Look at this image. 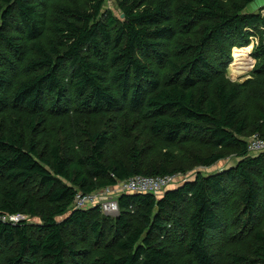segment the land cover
Segmentation results:
<instances>
[{
    "label": "trees",
    "instance_id": "obj_1",
    "mask_svg": "<svg viewBox=\"0 0 264 264\" xmlns=\"http://www.w3.org/2000/svg\"><path fill=\"white\" fill-rule=\"evenodd\" d=\"M105 1L0 0V264H216L212 232L233 224L250 232L233 262L264 264V151L247 139L264 138V103L227 76L258 34L264 97L255 0H119L120 16ZM232 148L163 196L118 193L113 220L75 204Z\"/></svg>",
    "mask_w": 264,
    "mask_h": 264
},
{
    "label": "rangeland",
    "instance_id": "obj_2",
    "mask_svg": "<svg viewBox=\"0 0 264 264\" xmlns=\"http://www.w3.org/2000/svg\"><path fill=\"white\" fill-rule=\"evenodd\" d=\"M105 8L110 9L117 16L121 15L119 0H106ZM247 9L249 11L260 12L262 16L264 17V0H255L254 2L249 4ZM261 29L262 28H259V29L257 28L255 30L256 32H259ZM258 42H259V35L255 34L251 36L250 43L247 46L235 47L238 49L247 48L248 55L243 56L242 59L239 61V63L234 68L231 67V63L232 61L235 60V54L233 51L235 48L232 50L233 59L227 68L228 70L227 76L232 81L237 82V83H244L248 80H251L250 81L251 82L250 91L255 101V104L253 105L261 106L262 103H264V97H263L262 85H261V83L263 82L262 81L263 78L257 77L255 75V70L257 69L258 65H257V60L253 55L254 47ZM242 61L246 63L242 64ZM257 109L258 107H254V106L248 108V110L252 113V115L256 113ZM21 126L22 128H25L24 124ZM250 137L251 136H249L247 139L249 140ZM227 152H228L227 156L221 161L214 164L213 166L204 167V166L198 165L186 173H178L175 185L181 184L187 180L195 178L198 172H201L203 174L214 173V172L221 171V170H224L225 168L232 166V164L237 162L236 154L233 148L229 149V151ZM174 186L172 188H174ZM241 191H242V187L240 186V183L238 181L231 182L230 187H229V192L233 200H236L237 196L241 193ZM118 193L119 192L117 190H112L111 188V190H109L106 193L104 198L105 199L116 198ZM164 194L165 192L159 196H163ZM102 212L105 215H108L111 218V220H113V218H115L117 214V213H107L104 211ZM33 221H38V219L34 218ZM262 225H264V221H263V224L262 222L259 223L258 227H261ZM237 232H239L238 224H233L232 227L228 231L225 230V227H224L223 229H219V230L212 232L214 239H212L213 242L211 241L210 249L215 256L216 264H235V262H233L232 255L236 249H242L243 251L250 250V239H249L250 232H247L241 235H238Z\"/></svg>",
    "mask_w": 264,
    "mask_h": 264
},
{
    "label": "built area",
    "instance_id": "obj_3",
    "mask_svg": "<svg viewBox=\"0 0 264 264\" xmlns=\"http://www.w3.org/2000/svg\"><path fill=\"white\" fill-rule=\"evenodd\" d=\"M248 149L252 153H261L264 151V138L257 134L250 137L248 140ZM176 175L167 176H144L137 175L127 180L119 182L115 187H108L98 190L91 194L79 193L76 196L75 204L77 207H87L98 205L101 210L107 213H118L119 206L117 198L105 199L106 193L111 190H117L119 193L133 192V193H154L161 195L176 183ZM24 216L12 217L13 220H20Z\"/></svg>",
    "mask_w": 264,
    "mask_h": 264
},
{
    "label": "bare ground",
    "instance_id": "obj_4",
    "mask_svg": "<svg viewBox=\"0 0 264 264\" xmlns=\"http://www.w3.org/2000/svg\"><path fill=\"white\" fill-rule=\"evenodd\" d=\"M234 54H235V60L232 61V63H231V67H233V68L239 63V61L242 59L243 56L248 55V49L247 48L237 49L234 51ZM244 63H246V62L242 61V64H244Z\"/></svg>",
    "mask_w": 264,
    "mask_h": 264
},
{
    "label": "crops",
    "instance_id": "obj_5",
    "mask_svg": "<svg viewBox=\"0 0 264 264\" xmlns=\"http://www.w3.org/2000/svg\"><path fill=\"white\" fill-rule=\"evenodd\" d=\"M238 48H236V50H237ZM243 49V48H242ZM235 50V49H234Z\"/></svg>",
    "mask_w": 264,
    "mask_h": 264
}]
</instances>
